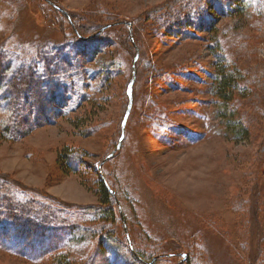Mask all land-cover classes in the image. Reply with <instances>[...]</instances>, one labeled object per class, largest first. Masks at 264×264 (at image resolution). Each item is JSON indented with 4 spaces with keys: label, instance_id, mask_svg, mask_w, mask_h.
I'll return each mask as SVG.
<instances>
[{
    "label": "rangeland",
    "instance_id": "obj_1",
    "mask_svg": "<svg viewBox=\"0 0 264 264\" xmlns=\"http://www.w3.org/2000/svg\"><path fill=\"white\" fill-rule=\"evenodd\" d=\"M53 1L82 38L114 26L85 42L44 0H0L11 64L33 61L41 75L54 56L64 81L44 123L15 140L0 133V175L66 205L50 247L23 239L13 248L34 254L2 249L0 264H59L35 254L54 246L67 264H135L118 212L97 211L98 165L120 137L135 47L123 139L102 167L129 240L167 256L151 264L185 253L182 264H264V0ZM176 11L182 24L163 28ZM131 20L133 31L116 23ZM217 65L237 80L227 103L215 94Z\"/></svg>",
    "mask_w": 264,
    "mask_h": 264
},
{
    "label": "trees",
    "instance_id": "obj_2",
    "mask_svg": "<svg viewBox=\"0 0 264 264\" xmlns=\"http://www.w3.org/2000/svg\"><path fill=\"white\" fill-rule=\"evenodd\" d=\"M49 1L57 5L53 0ZM47 4L52 10L60 13L64 19L69 21L68 24L70 25L72 32L71 37H77L81 41L86 42L95 37H91L92 35L102 31L101 27L98 31H90L89 29L85 33V38H82V33L79 31L75 22L70 20L71 16L67 17L62 11L51 6L49 3ZM179 6H182V2L179 3L177 7ZM215 6L216 5H211V9ZM166 8H168V6ZM178 11L172 14L170 18L171 23L169 21L165 26L162 25L163 28L171 27L175 22L182 24V19H180L179 14L184 12V9L180 10L181 13ZM185 14L186 13H184V15ZM184 18L187 19L186 17ZM116 23L124 25L125 28H127L130 23L133 31L134 23L132 20L131 22L120 21ZM107 26L108 28L112 27L114 26V23L107 24ZM113 41H115V38ZM120 41L119 37H117L116 42L119 46L120 43H122ZM134 41L137 44V41ZM125 42H127L124 46L126 52L134 53V47H132L133 45L129 40V37L125 38ZM216 51H218V48H216ZM37 57L39 59L42 58L41 52L37 55ZM53 57L54 56L44 55L45 62L41 76L37 73L36 65L33 61L28 63L21 61L20 63L11 64L8 54L4 50L0 49V111L2 112V117L0 118V133L2 136L10 140H15L26 135V133H28L31 129L44 123L43 119H45L44 114L46 109L52 110L53 107L50 106V104H52V100H54L61 92L64 85V81L59 78V74L53 70L55 65L48 62V59L53 60ZM216 74L215 94L220 100L227 103L233 97L232 87L234 88L237 80L234 75L225 73L222 65H217ZM126 84L127 81L125 85ZM124 96L125 101L127 102L128 98L125 90ZM238 124L239 123H237V127H235L242 131L240 128L241 125ZM120 133L121 131L119 132V136ZM112 150L113 149L109 150L107 155ZM62 155L68 162L70 159V153H63ZM100 163L101 161L99 162V165ZM99 165L98 171L104 176L107 186L111 189V191H109L100 178L98 193L101 207H98L97 211H99L101 216H109L111 220L113 219V213L115 212L116 214L118 212V220L122 225L124 235L123 239L128 256L135 264H151L157 259H161L163 257L167 258L165 254L159 255L155 252H149L147 256L141 252L139 248L134 246L131 240H129L130 242L128 243L119 214V206L113 194V186L102 172L103 164L100 169ZM33 191L34 190L31 187L21 186L12 179L0 175V250H10L17 254H34L14 249L13 247L16 245V242H20L23 239L30 243L25 244L24 247L26 248L31 246V242L36 243L38 241H41V244L43 242V245L50 247V245H52L55 241L53 236L55 232L63 228L62 226H57L59 221L58 215L63 209H65L66 205L48 195L38 194ZM30 193H34L36 195H30L29 197L27 194ZM55 249L56 247L54 246L50 250L39 251L35 254L39 257H47L51 260L57 259L59 264H67L64 257L65 254L59 252V248L56 253H54ZM187 258V253L182 254L180 264H182Z\"/></svg>",
    "mask_w": 264,
    "mask_h": 264
},
{
    "label": "water",
    "instance_id": "obj_3",
    "mask_svg": "<svg viewBox=\"0 0 264 264\" xmlns=\"http://www.w3.org/2000/svg\"><path fill=\"white\" fill-rule=\"evenodd\" d=\"M47 3H49L51 6L55 7L56 9L62 11L67 17L68 14L66 11H64L62 8H60L59 6L55 5L54 3L50 2L49 0H45ZM107 26V25H106ZM106 26L102 27L101 30H103L104 28H106ZM131 33V31H129ZM98 33L92 35L91 37L93 36H96ZM137 56H138V51H137V47H135V54L133 56V59H132V75H131V78L129 79L128 81V84H127V96H128V103H127V106H126V109H125V112H124V115H123V118H122V121H121V133H120V137H119V140L116 144V147L106 156V158H104L100 165H99V169L101 167V165L108 159L110 158L111 156H113L114 152L116 149H118L120 147V144H121V141L123 139V135H124V127H125V123L127 121V117L129 115V111H130V108H131V104H132V98H131V88H132V84L134 82V79H135V67H134V63L137 59ZM100 173V172H99ZM100 177H101V180L102 182L104 183V185L109 189V191H111V189L107 186V183L105 181V178L103 175L100 174ZM119 214H120V218H121V221H122V224H123V229H124V233H125V236H126V239L128 241V243L130 242L129 241V235H128V231H127V227H126V223L123 219V216L121 214V211H120V208H119Z\"/></svg>",
    "mask_w": 264,
    "mask_h": 264
}]
</instances>
